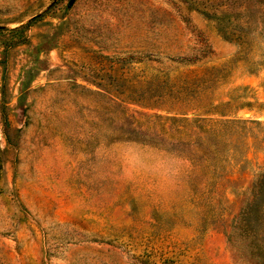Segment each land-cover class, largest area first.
<instances>
[{
  "label": "rangeland",
  "instance_id": "374dc122",
  "mask_svg": "<svg viewBox=\"0 0 264 264\" xmlns=\"http://www.w3.org/2000/svg\"><path fill=\"white\" fill-rule=\"evenodd\" d=\"M0 264H264V0H0Z\"/></svg>",
  "mask_w": 264,
  "mask_h": 264
},
{
  "label": "trees",
  "instance_id": "16d2710c",
  "mask_svg": "<svg viewBox=\"0 0 264 264\" xmlns=\"http://www.w3.org/2000/svg\"><path fill=\"white\" fill-rule=\"evenodd\" d=\"M262 186H263V182L261 183V181H260V183H259V185H258V188L261 189ZM256 188H257V186H256ZM260 191H261V190H260ZM257 194L259 195L260 192H256V196H257Z\"/></svg>",
  "mask_w": 264,
  "mask_h": 264
}]
</instances>
